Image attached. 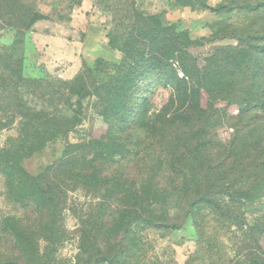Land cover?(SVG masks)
Masks as SVG:
<instances>
[{"label":"rangeland","instance_id":"obj_1","mask_svg":"<svg viewBox=\"0 0 264 264\" xmlns=\"http://www.w3.org/2000/svg\"><path fill=\"white\" fill-rule=\"evenodd\" d=\"M262 151L264 0H0V264L264 262Z\"/></svg>","mask_w":264,"mask_h":264},{"label":"trees","instance_id":"obj_2","mask_svg":"<svg viewBox=\"0 0 264 264\" xmlns=\"http://www.w3.org/2000/svg\"><path fill=\"white\" fill-rule=\"evenodd\" d=\"M141 59H145L144 57H141ZM149 63L148 65L150 66V69L153 68L154 64H155V59H153V57L150 55L149 56ZM17 80L20 81V83L22 82L23 84H26L28 83L26 81V79L22 78V76H19L17 78ZM3 91L6 92L7 95L10 94L9 90L7 89L6 91V87L3 88ZM240 133L241 132H238V137L240 138V140H238V143L241 142V141H250L252 146H257L258 142L257 140H255L256 136L253 135L252 133L249 135V132H247L245 134V136H240ZM236 140V141H237ZM28 148V147H27ZM263 152V151H262ZM261 152V155L262 157L264 156V152L262 153ZM260 159L262 158H259L257 160H253L251 161L252 163V168L249 172V174L247 175V179L248 180L247 182H252L254 184V186L257 187V194H259L261 192L260 189H264V163L263 161L260 162ZM5 165H7V163H5ZM243 163H238L235 167L236 168H240V167H243ZM244 177V176H242ZM260 185H262L263 188H258ZM255 193V194H256ZM205 201H206V198L204 196H201L199 197L198 199H196L195 202H193V204H191V207H190V210L188 209V215L189 217L192 218V220L194 221L196 227H198V221H199V218H198V212L202 210V206L205 204ZM215 206L218 208V210L216 211L214 209V207L212 205H210V213L211 212H216L217 214H219L220 212H222L223 210H225L226 206L225 204H222L221 202H219L218 204L215 203ZM155 225L156 226H164V227H168L166 225H164L162 222H159V221H155ZM172 228H174L175 226H171ZM18 246L17 247H14L15 248V251L16 253L18 254L21 250H22V246L21 244H17ZM18 256H21V255H18ZM14 257H17V256H14ZM5 263H8V264H16V260L13 258V260H7V262ZM238 264H264V262L260 259H258L257 256H253V257H248L247 259H245L244 261H240Z\"/></svg>","mask_w":264,"mask_h":264},{"label":"crops","instance_id":"obj_3","mask_svg":"<svg viewBox=\"0 0 264 264\" xmlns=\"http://www.w3.org/2000/svg\"><path fill=\"white\" fill-rule=\"evenodd\" d=\"M65 53H66V51H65ZM29 56H30L29 54L26 55L24 73H25V77L26 78H33L34 76L37 75V73H38V75L40 73L38 72L39 70L37 68H35L36 65L35 64H31V62L29 60ZM62 58H63V54H60L59 59H62ZM28 62H29V64H28ZM72 62L73 63H72V67L71 68L68 66V69L62 71L61 75H63V77H66V78H70L71 77L72 78L79 72L80 66L79 65H75L77 62L74 59H73ZM29 67H31L30 68L31 70L29 69Z\"/></svg>","mask_w":264,"mask_h":264}]
</instances>
